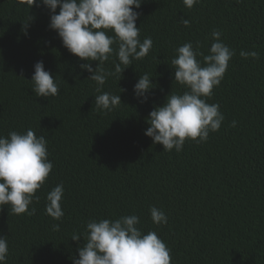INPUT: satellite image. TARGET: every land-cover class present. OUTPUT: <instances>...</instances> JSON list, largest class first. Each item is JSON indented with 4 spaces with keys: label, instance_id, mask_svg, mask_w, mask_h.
I'll use <instances>...</instances> for the list:
<instances>
[{
    "label": "trees",
    "instance_id": "trees-1",
    "mask_svg": "<svg viewBox=\"0 0 264 264\" xmlns=\"http://www.w3.org/2000/svg\"><path fill=\"white\" fill-rule=\"evenodd\" d=\"M134 10L140 40L151 37L153 46L121 75L107 78L101 91L122 101L107 111L94 104L101 93L80 68L85 61L49 28V10L0 0V136L32 129L45 137L53 164L36 191L39 202L29 206L35 214L0 208L6 264H72L89 220L132 214L143 232L155 231L170 249V264H264V0H200L192 8L183 0H142ZM213 30L235 52L205 98L219 104L224 121L206 142L186 140L182 151H164L144 134L146 118L168 94L186 90L174 81L175 49L192 42L207 55ZM242 50L259 58L245 59ZM38 61L59 85L58 95L32 91ZM114 62L115 55L103 67L114 71ZM89 63L95 68L98 62ZM145 73L154 88L142 103L133 86ZM58 184L64 186L59 221L45 213L46 195ZM152 206L165 213L166 224L153 223ZM74 233L80 241L71 240Z\"/></svg>",
    "mask_w": 264,
    "mask_h": 264
},
{
    "label": "clouds",
    "instance_id": "clouds-1",
    "mask_svg": "<svg viewBox=\"0 0 264 264\" xmlns=\"http://www.w3.org/2000/svg\"><path fill=\"white\" fill-rule=\"evenodd\" d=\"M24 2V0H20ZM33 5L44 6L50 12L49 28L57 32L63 46L81 61L82 70L91 75L88 79L97 84L94 104L98 110L111 111L122 101L120 95L102 92L110 76L122 74L133 60L146 57L153 46L151 37L139 38L140 28L136 21L142 0H26ZM200 0H183L192 8ZM239 2V0H237ZM57 9L59 11L57 12ZM32 19L30 17L29 21ZM180 23L190 26V21L181 17ZM27 24V23H26ZM25 24V25H26ZM109 31L112 35H109ZM213 43L207 55L186 42L175 49L171 60L174 81L186 89L182 94L171 92L163 105L155 106L146 118L149 127L144 134L154 144L163 146L164 151H182L186 140L206 142L210 132L220 129L224 115L219 104H209L205 98L213 95L219 86L235 52L220 39L221 33L213 30ZM115 45V47H113ZM115 55L114 71H106L104 63ZM240 56L258 59L256 51H241ZM203 57V60L198 59ZM90 61L98 62L93 68ZM32 91L37 97H54L59 94V85L53 75L45 70L43 61L34 65L31 77ZM154 88L148 73L140 75L133 86V94L140 102H147L148 93ZM236 126V121L232 122ZM47 141L37 136L32 129L24 133L10 131L0 136V208L10 206L15 215H33L29 211L33 202H39L36 191L42 187L53 164L48 159ZM63 184L56 185L46 195L45 213L54 220H61L64 212L61 201ZM155 224L167 223L165 213L155 206L149 209ZM140 218L122 215L117 219H91L86 224L83 245L78 247V258L72 264H170V249L155 231L143 232L138 227ZM60 225L52 229L59 231ZM71 240L80 241L81 235L74 233ZM9 246L5 236H0V264H6Z\"/></svg>",
    "mask_w": 264,
    "mask_h": 264
}]
</instances>
